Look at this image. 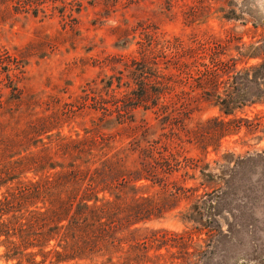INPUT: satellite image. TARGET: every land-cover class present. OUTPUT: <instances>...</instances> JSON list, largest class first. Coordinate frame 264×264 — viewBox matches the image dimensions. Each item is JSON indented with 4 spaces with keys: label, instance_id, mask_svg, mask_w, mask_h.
I'll return each instance as SVG.
<instances>
[{
    "label": "rangeland",
    "instance_id": "374dc122",
    "mask_svg": "<svg viewBox=\"0 0 264 264\" xmlns=\"http://www.w3.org/2000/svg\"><path fill=\"white\" fill-rule=\"evenodd\" d=\"M263 61L264 0H0V122L55 116L43 136L95 127L112 152L141 134L170 163L142 158L111 249L58 264H264V99L230 114L219 104ZM5 254L0 244V264H25Z\"/></svg>",
    "mask_w": 264,
    "mask_h": 264
},
{
    "label": "trees",
    "instance_id": "16d2710c",
    "mask_svg": "<svg viewBox=\"0 0 264 264\" xmlns=\"http://www.w3.org/2000/svg\"><path fill=\"white\" fill-rule=\"evenodd\" d=\"M242 54L257 55L253 51ZM4 71H8V66ZM138 73L141 77L153 75L144 66ZM211 74L212 71L207 75ZM140 82L141 91L149 98L144 89L148 83ZM214 84L216 81L209 79L202 87L210 91ZM230 86L219 103L225 114L239 105L264 99V61L240 70ZM53 119L60 121L55 116L37 117L25 127L16 120L0 122V244L5 247L7 259L19 258L25 264H39L35 262L36 256L42 258V264L53 255L54 262L48 264H58L82 255L84 250L95 253L102 248L111 249L123 225L117 221L114 210L124 202L121 196L129 191L134 195L136 182L149 171L142 158L152 157L166 170L170 167V163L161 162L162 152L158 148L153 149L150 144L140 147L138 142L145 140V135L134 137L127 148L112 152L111 135L95 127L82 137L60 131L43 136L50 132L46 120ZM128 130L120 135L132 137V129ZM135 153L134 166L129 169L125 162ZM137 162L141 167L135 169ZM119 188L124 192L118 194ZM144 207L138 209L141 214L148 211ZM128 217L130 220L132 216ZM51 241L54 243L50 245ZM109 262L110 258L105 261Z\"/></svg>",
    "mask_w": 264,
    "mask_h": 264
}]
</instances>
